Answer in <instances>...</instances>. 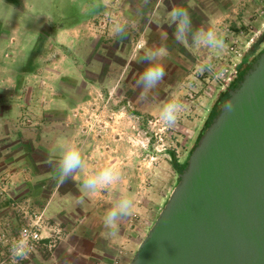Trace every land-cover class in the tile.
Wrapping results in <instances>:
<instances>
[{
  "label": "rangeland",
  "instance_id": "374dc122",
  "mask_svg": "<svg viewBox=\"0 0 264 264\" xmlns=\"http://www.w3.org/2000/svg\"><path fill=\"white\" fill-rule=\"evenodd\" d=\"M108 1L104 12L102 0H54L61 6L46 15L45 19L52 22L49 26L54 31L77 26L76 32L61 44L52 39L48 44L40 41L35 52L28 53L30 71L23 76L25 86L11 89L13 99L18 97L22 103L0 104V210L19 220L15 222L17 229L22 219L14 207H29L30 213L44 212L50 225L58 223L68 231L57 250L70 236L65 224L73 227L76 223L73 212L99 209L100 199L106 210L114 194L128 191L133 194V211L120 222L118 234L108 235L102 246L106 253L103 264H130L179 182L171 160L175 158L181 164L188 160L211 115L222 104L225 93L218 92L217 77L234 58L229 48H241L235 58L238 72L248 70L264 52V25L253 22V18L238 23H205L201 28L222 34L225 47L195 48L190 38L187 42L178 40L173 27L168 33H156L150 27L143 32V25L139 30L138 24L131 22L137 0ZM138 1L149 5L154 0ZM58 11L64 13L63 18ZM148 11L146 6L144 12ZM100 12L105 14L99 15L103 21L95 18L88 25V18ZM116 22L127 25L125 37L114 34ZM90 32L96 36H90ZM142 39L153 50H164L161 62L166 71L164 81L147 100L142 99L136 85L145 66L140 62ZM162 40L166 47L158 48ZM208 57L214 70L198 72V66ZM0 95L8 93L0 89ZM173 96L183 108L177 123L167 127L159 119V107ZM63 139L78 146L88 168L60 184L67 196L60 214L53 210L62 202L52 200L60 182L53 162ZM103 164L120 169V182L94 194L82 191L85 173ZM73 177L79 181L73 182ZM27 197L31 199L28 204ZM8 227L0 231V251L4 249L3 236L13 237L19 232L11 234L6 231ZM55 252L46 255L51 260ZM0 264H5L2 256Z\"/></svg>",
  "mask_w": 264,
  "mask_h": 264
},
{
  "label": "water",
  "instance_id": "95a60500",
  "mask_svg": "<svg viewBox=\"0 0 264 264\" xmlns=\"http://www.w3.org/2000/svg\"><path fill=\"white\" fill-rule=\"evenodd\" d=\"M130 264H264V52L228 91Z\"/></svg>",
  "mask_w": 264,
  "mask_h": 264
},
{
  "label": "crops",
  "instance_id": "0c3cea01",
  "mask_svg": "<svg viewBox=\"0 0 264 264\" xmlns=\"http://www.w3.org/2000/svg\"><path fill=\"white\" fill-rule=\"evenodd\" d=\"M108 2V0H102L104 12L109 6ZM141 4L142 1L137 0V6H133L134 16L131 22L134 25L138 24L139 30L143 25V32H146L149 27L151 31L156 33L163 31L168 33L172 27L176 30L169 12L171 9L180 7L188 10L194 29L201 28V25L205 23L212 25L216 23L247 22L249 18H253V22L257 24L264 25V0H154L150 1L149 5H146V3ZM60 6L61 4H56L54 0H0V89L8 93L5 96L0 95V104L17 103L20 100L22 103V99L19 100L18 97L13 99L10 95L12 93L11 89H20V87L25 86L23 76L30 71L28 53L35 52L40 41L48 44L52 39L54 42L61 44L62 39L67 38V36L69 38L76 32L77 26L59 28L56 31L49 26L52 22L50 19H45L46 15L48 17L54 12V9L57 10ZM146 6L149 7L148 12H144ZM90 7L93 6L90 5ZM101 14L105 16L104 13L100 12V14L88 18V25L95 18L103 21V17L99 16ZM58 15L63 18L64 13L58 11ZM46 29L48 34L44 37L43 34ZM90 30L93 29L90 28ZM95 31L93 30V32ZM89 34L90 36H96V33L90 32ZM162 39L164 40L163 37ZM163 40L160 44H157L158 48L166 47ZM11 55H14V57L11 61H8ZM7 134H9L8 131ZM85 168H88V166ZM77 178L73 177V182L74 180L78 182L79 179ZM60 184L61 182L57 184L58 187H55V192H52V200L55 202L58 199L62 201L59 206L55 205L53 208V210L56 209V212L62 214L64 210L63 201L66 202L67 196L65 191L61 190ZM100 201L102 203L99 205V209L94 211L91 209L85 211L77 209L76 212L78 213H72L76 223L73 227L65 224L70 231L69 239L59 246L53 255V259L50 260L51 257L39 251L32 256L31 260L19 264H103L106 253L104 252L105 247L102 245L107 242L105 239L108 240L109 234L102 220L106 211L105 204H103V199H100ZM25 202L26 204L31 202L30 197H27ZM0 203L3 202L0 200ZM55 214L57 213L53 212V215ZM15 222L19 223V220L12 213L0 210V231L5 226H9L8 229L11 232L8 229L6 231L11 234L12 232L16 233L20 226L17 229V223L15 225ZM68 222L70 223V221Z\"/></svg>",
  "mask_w": 264,
  "mask_h": 264
},
{
  "label": "clouds",
  "instance_id": "9594fccd",
  "mask_svg": "<svg viewBox=\"0 0 264 264\" xmlns=\"http://www.w3.org/2000/svg\"><path fill=\"white\" fill-rule=\"evenodd\" d=\"M98 6V5H94ZM172 22L176 26V36L178 40L187 42L190 38L191 45L195 48H207L221 50L225 47L223 35L213 29L198 28L194 29L191 16L186 8H174L169 12ZM127 25L116 22L113 27L115 35L123 38L126 36ZM139 48L143 51L140 62L144 69L136 81V85L141 89V97L148 99V94L162 83L166 76L165 67L162 61L163 49L153 50L148 47L146 39L139 42ZM214 65L212 58L208 57L197 71L212 72ZM231 108V105H228ZM183 108L180 100L173 96L163 102L159 107V119L167 127L174 126L177 123L178 114ZM133 143H142L139 140H133ZM54 172L61 183L68 180L75 173L85 169L86 164L82 158L80 149L71 140L63 139L58 144V151L54 160ZM121 180V171L114 164H103L95 170L87 172L84 176L81 190L87 193H96L98 190L108 189L117 185ZM134 208L133 194L128 191H122L114 194L111 206L106 209L103 215L104 227L108 234L115 236L118 234L120 222L126 220Z\"/></svg>",
  "mask_w": 264,
  "mask_h": 264
},
{
  "label": "built area",
  "instance_id": "2783aa9c",
  "mask_svg": "<svg viewBox=\"0 0 264 264\" xmlns=\"http://www.w3.org/2000/svg\"><path fill=\"white\" fill-rule=\"evenodd\" d=\"M240 49L239 47L229 48V52L234 55V58L230 60L231 63L227 69L217 77L219 93H228L238 78L239 64L236 63L235 58L239 56ZM14 208L17 209L22 224L15 236H3L4 249L0 251V256L4 258L6 264H18L39 251L52 255L57 246L68 237L67 229L58 223L50 225L44 212L30 213L28 208V210L20 209L18 206Z\"/></svg>",
  "mask_w": 264,
  "mask_h": 264
},
{
  "label": "trees",
  "instance_id": "16d2710c",
  "mask_svg": "<svg viewBox=\"0 0 264 264\" xmlns=\"http://www.w3.org/2000/svg\"><path fill=\"white\" fill-rule=\"evenodd\" d=\"M251 67V66H250ZM249 67V68H250ZM247 71V70H246ZM246 71H240L239 72V75H238V78L236 80V82L232 85V87L236 88L242 81L243 79V75L246 73ZM228 97V93H225L222 100H221V103H223V101L225 99H227ZM218 111V110H217ZM217 111L213 112V114L211 115V118L209 119L206 127L204 128V130L202 131V133L200 134L199 138L203 135V133L206 131V129L208 128V126L211 124L212 120L215 118V116L217 115ZM199 140V139H198ZM192 152V151H191ZM191 154V153H190ZM188 161V160H187ZM187 161L183 164L179 163L175 158H173L171 160V166L173 168V170L178 174L180 175L186 168L187 166Z\"/></svg>",
  "mask_w": 264,
  "mask_h": 264
},
{
  "label": "flooded vegetation",
  "instance_id": "af4514ba",
  "mask_svg": "<svg viewBox=\"0 0 264 264\" xmlns=\"http://www.w3.org/2000/svg\"><path fill=\"white\" fill-rule=\"evenodd\" d=\"M232 89H234V87H231V89H229V91L232 90Z\"/></svg>",
  "mask_w": 264,
  "mask_h": 264
}]
</instances>
